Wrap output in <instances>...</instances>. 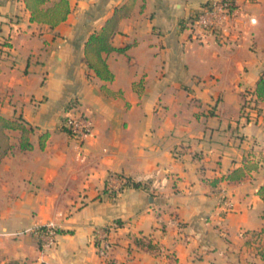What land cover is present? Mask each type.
Segmentation results:
<instances>
[{"label": "crops", "instance_id": "0c3cea01", "mask_svg": "<svg viewBox=\"0 0 264 264\" xmlns=\"http://www.w3.org/2000/svg\"><path fill=\"white\" fill-rule=\"evenodd\" d=\"M128 1L69 0L51 27L25 0H0V115L35 129L28 150L11 131L0 161V264H264V100L254 112L243 98L264 73V0H237L205 44L189 30L205 0H136L103 53L104 81L85 44ZM73 107L95 123L85 141L63 127ZM113 173L146 188L114 196ZM49 221L59 232L43 248L28 230Z\"/></svg>", "mask_w": 264, "mask_h": 264}, {"label": "trees", "instance_id": "16d2710c", "mask_svg": "<svg viewBox=\"0 0 264 264\" xmlns=\"http://www.w3.org/2000/svg\"><path fill=\"white\" fill-rule=\"evenodd\" d=\"M135 2L136 0H129L126 4L117 7L112 17L107 20L102 29L91 34L85 44V62L87 66L104 81H112L114 74L110 70L103 53L113 50L110 40L116 33L119 21L131 14ZM25 3L31 13L30 19L32 22L46 24L51 27H55L64 22L71 13L69 0H25ZM248 96H251V99L248 100ZM243 98L245 101L253 103L254 108H258L259 102L264 100V73L261 74L255 89L246 91L243 94ZM244 107H246L245 104ZM15 130L21 134L19 139V147L21 149L28 150L33 147L30 137L35 129L29 127L23 117L7 119L0 115V161L12 148L10 132ZM39 138L41 146L44 147L48 139V134H42ZM252 169V166L235 169L228 175V180L230 182H239L246 176V170ZM133 186L140 187L137 183ZM259 194L264 199V185L260 188Z\"/></svg>", "mask_w": 264, "mask_h": 264}, {"label": "built area", "instance_id": "2783aa9c", "mask_svg": "<svg viewBox=\"0 0 264 264\" xmlns=\"http://www.w3.org/2000/svg\"><path fill=\"white\" fill-rule=\"evenodd\" d=\"M239 14V4L237 0H205L202 8L190 19L189 30L191 39L205 44L209 37L219 36L222 30ZM252 22L255 19H251ZM5 43H0V49H6ZM251 96H248V100ZM75 108L73 107L72 110ZM64 129L70 136L78 141H85L92 137L95 132V123L93 119L82 112L69 110L63 123ZM137 183L140 187L146 188V185L138 180L122 176L121 174H111L106 183L107 190L114 196H118L127 187H134ZM152 190V189H151ZM224 213L234 210L235 204L232 199L225 196L222 201ZM178 223L177 219H175ZM58 225L49 221L41 225H35L28 231L31 232L39 245L43 248H49L56 243ZM245 234V233H243ZM242 234V235H243ZM112 244L103 242L98 247L99 256L107 260L112 254Z\"/></svg>", "mask_w": 264, "mask_h": 264}, {"label": "rangeland", "instance_id": "374dc122", "mask_svg": "<svg viewBox=\"0 0 264 264\" xmlns=\"http://www.w3.org/2000/svg\"><path fill=\"white\" fill-rule=\"evenodd\" d=\"M195 41V40H194ZM195 42H197V41H195ZM199 43V42H198ZM202 44V43H201ZM2 45H3V42H2ZM245 105L248 107V108H250V111H254V110H256L257 109V111H258V108H254V104H252V103H250V101H245ZM76 110V109H75ZM256 111V112H257ZM255 112V111H254ZM255 243H258V244H260L261 246H262V242H257V241H255ZM258 247V246H257Z\"/></svg>", "mask_w": 264, "mask_h": 264}]
</instances>
